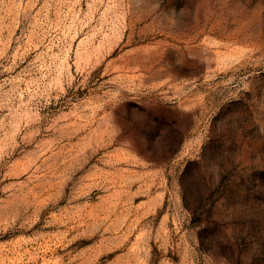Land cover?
<instances>
[{
  "label": "rangeland",
  "instance_id": "obj_1",
  "mask_svg": "<svg viewBox=\"0 0 264 264\" xmlns=\"http://www.w3.org/2000/svg\"><path fill=\"white\" fill-rule=\"evenodd\" d=\"M0 264H264V0H0Z\"/></svg>",
  "mask_w": 264,
  "mask_h": 264
}]
</instances>
